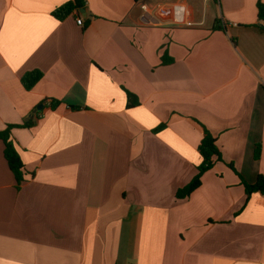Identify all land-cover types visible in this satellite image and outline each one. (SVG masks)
Here are the masks:
<instances>
[{
	"label": "crops",
	"instance_id": "1",
	"mask_svg": "<svg viewBox=\"0 0 264 264\" xmlns=\"http://www.w3.org/2000/svg\"><path fill=\"white\" fill-rule=\"evenodd\" d=\"M69 1L0 0V129L32 122L19 189L0 140V264H264V0ZM204 129L222 161L177 199Z\"/></svg>",
	"mask_w": 264,
	"mask_h": 264
},
{
	"label": "trees",
	"instance_id": "2",
	"mask_svg": "<svg viewBox=\"0 0 264 264\" xmlns=\"http://www.w3.org/2000/svg\"><path fill=\"white\" fill-rule=\"evenodd\" d=\"M86 9V0H70L69 2L63 4L53 11V16L59 20L63 21L68 16H70L75 11H80ZM258 18L264 21V4L259 2L257 4ZM221 21L219 19L215 20L212 30H221ZM264 31V26L261 27ZM162 62L168 64L173 62L172 59L163 58ZM43 78V73L41 71L35 70L24 74L22 77V84L26 90H31L34 86ZM128 99L130 103L128 107H131L136 101L132 100V94L127 92ZM59 105V101H53L51 108L55 109ZM73 109H78L79 107H72ZM37 113V112H34ZM32 126V122H26L22 124H7L3 129H0V140L4 145V157L8 163L10 170L13 172L16 179V187L19 189L21 184L26 181L28 172L25 169L24 162L21 158L17 143L12 137V130L15 128H29ZM200 156L202 158L201 164L198 166V172L195 177L183 188L176 192L177 199L188 198L196 189H198L202 184L203 175L214 167L216 162L222 161V154L220 147L217 144V139L207 130L204 129V136L198 147ZM255 159L260 158V145H257L254 154ZM229 166L235 171L234 167L229 164ZM242 184L244 185L248 199L254 193H261L264 195V176L259 175L257 181L254 184L246 183L242 178Z\"/></svg>",
	"mask_w": 264,
	"mask_h": 264
},
{
	"label": "built area",
	"instance_id": "3",
	"mask_svg": "<svg viewBox=\"0 0 264 264\" xmlns=\"http://www.w3.org/2000/svg\"><path fill=\"white\" fill-rule=\"evenodd\" d=\"M142 9H143L144 12H145V17L148 18L149 15H150V12H149L148 8H147L146 6L143 5V6H142ZM77 23H78L79 25H83V20H82L81 17L78 18ZM188 25H192V23H188Z\"/></svg>",
	"mask_w": 264,
	"mask_h": 264
},
{
	"label": "water",
	"instance_id": "4",
	"mask_svg": "<svg viewBox=\"0 0 264 264\" xmlns=\"http://www.w3.org/2000/svg\"><path fill=\"white\" fill-rule=\"evenodd\" d=\"M82 13H84L85 12V10L84 9H82V10H80ZM41 109V107H38V110H40ZM38 110H36V111H34V112H37Z\"/></svg>",
	"mask_w": 264,
	"mask_h": 264
}]
</instances>
